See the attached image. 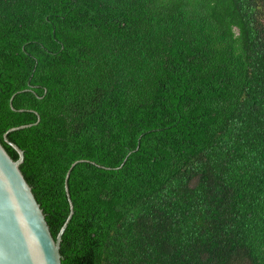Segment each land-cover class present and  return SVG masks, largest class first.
I'll list each match as a JSON object with an SVG mask.
<instances>
[{"label":"trees","instance_id":"16d2710c","mask_svg":"<svg viewBox=\"0 0 264 264\" xmlns=\"http://www.w3.org/2000/svg\"><path fill=\"white\" fill-rule=\"evenodd\" d=\"M4 133L62 264H264V0H0Z\"/></svg>","mask_w":264,"mask_h":264},{"label":"water","instance_id":"95a60500","mask_svg":"<svg viewBox=\"0 0 264 264\" xmlns=\"http://www.w3.org/2000/svg\"><path fill=\"white\" fill-rule=\"evenodd\" d=\"M24 126L27 125L19 127ZM3 138L15 149L18 158L14 160L0 142V264H62L61 235L73 213L72 201L69 199V215L54 238L20 169L23 151L8 140L6 133Z\"/></svg>","mask_w":264,"mask_h":264}]
</instances>
